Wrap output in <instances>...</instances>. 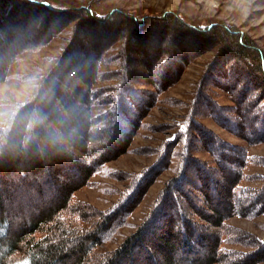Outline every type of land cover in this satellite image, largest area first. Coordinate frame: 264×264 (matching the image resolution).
I'll list each match as a JSON object with an SVG mask.
<instances>
[{
    "label": "trees",
    "instance_id": "16d2710c",
    "mask_svg": "<svg viewBox=\"0 0 264 264\" xmlns=\"http://www.w3.org/2000/svg\"><path fill=\"white\" fill-rule=\"evenodd\" d=\"M64 24L71 32L60 62L0 127V186L8 176L22 179L12 193L29 190L35 199L26 206L36 205L35 214L16 224L4 205L6 193H0V264H174L177 250L188 264L263 263L264 239L247 246L242 235H248L227 221L264 215V174L255 171L264 169V154H251L198 121L210 120L250 147L264 144V54L257 44L237 29L191 26L174 14L142 18L112 10L100 16L86 6L65 10L48 1L0 0V83L24 53L38 51ZM158 34L172 36L175 49L156 40ZM117 42L119 53L105 59ZM205 54L210 61L186 113L178 124L155 130L173 131V138L153 148L154 164L131 176L106 211L76 199L109 162L132 153L161 95ZM114 62L117 83L96 88L101 66ZM220 94L228 105L220 103ZM202 152L207 159L199 157ZM167 171L172 175L150 210L112 248L149 187ZM33 174L37 181L26 184ZM63 176L67 184L58 180ZM47 191L50 208L32 203ZM200 247L208 252L203 259L196 255Z\"/></svg>",
    "mask_w": 264,
    "mask_h": 264
},
{
    "label": "rangeland",
    "instance_id": "374dc122",
    "mask_svg": "<svg viewBox=\"0 0 264 264\" xmlns=\"http://www.w3.org/2000/svg\"><path fill=\"white\" fill-rule=\"evenodd\" d=\"M52 2L60 9L71 10L78 9L84 6L89 7L100 16H107L112 10H119L127 15L136 17H164L168 14L178 15L188 25L197 27H207L211 24H219L226 27L237 29L243 34H246L253 42H255L258 48L264 54V0H40ZM76 19V18H75ZM74 19V20H75ZM63 20V19H62ZM61 20V22H62ZM58 22V21H57ZM80 28V27H79ZM78 30V29H77ZM71 27L68 24H64L61 33L50 40L46 45L41 46L38 51L34 53H24L19 61L13 64L10 69L6 81L0 83V127L6 124V121L10 117V113L14 108L22 103L28 96L35 92L42 80H45L50 72L54 71L56 65L60 62L63 51L68 46L70 38ZM79 33L78 31L76 32ZM33 41L42 36V31L35 33ZM121 38H124L123 36ZM120 38V40H121ZM160 39V43L169 49H175L173 44V37L156 35V40ZM32 40L30 42H32ZM30 44V43H28ZM122 42L114 43L113 47L105 54V59L109 60L120 51ZM61 55V56H60ZM130 55L137 59L138 56L131 50ZM124 56V55H123ZM122 56V57H123ZM212 56V54H211ZM124 59V58H123ZM210 61V54L196 57L192 65L188 68L185 75L182 77L179 84L173 89L165 92L161 95V102L159 107L152 111V115L145 118L144 125L138 135L135 137L131 149L132 153H128L118 159H114L109 162L101 171L94 175L91 182L87 187L81 188L76 192V199H80L87 202L94 207L97 211L108 210L120 197L121 193L125 192V186L130 183L129 178L136 173L142 172L144 169L150 168L155 160L154 147L159 146L162 139H172V132L168 133H156V129L163 126V124H178L182 116L186 113L187 106L192 100V96L196 90V86L200 81L206 65ZM91 61L88 60V63ZM109 62V61H108ZM118 62H121L118 59ZM149 63V61H148ZM151 63V62H150ZM87 64V63H86ZM110 65L109 63L102 65L100 72L104 73L103 79L99 82V86H112L117 83L115 81V75L118 66ZM127 64H125V67ZM137 66L136 62L132 63V68ZM68 74V73H67ZM69 74L67 75V77ZM146 77V76H145ZM44 78V79H43ZM106 80V81H103ZM81 86V84H79ZM149 89V88H146ZM220 94L218 100L220 103L228 105L229 102ZM98 110L94 109V114ZM205 108H202L200 115H204ZM10 114V115H9ZM216 133H218L225 141L234 145L246 146L251 154L263 155L264 144L250 147L242 139L232 135L231 133L223 130L217 126L214 122L206 119H198ZM135 150V152H134ZM25 151L23 150L22 153ZM202 159H207L208 155L204 152L199 154ZM21 166V165H20ZM24 166V165H22ZM59 166V165H58ZM56 165L55 167L58 168ZM18 168H20L18 166ZM231 169V168H230ZM254 170V169H253ZM257 172L264 174V169H255ZM172 175L170 171H167L161 176L149 190L142 202L134 210L132 216L128 221L127 228L121 231V235L117 238L116 243L112 248H115L123 241V239L129 235L134 225L140 223L144 215L152 207V203L162 189L167 178ZM136 176V175H135ZM71 179L75 177L70 176ZM5 186H0V193L4 196L10 210V220L14 223H20L26 221L27 217L33 212L35 214V207L26 206L30 205L29 201L35 199L32 192L29 190L20 191L18 189L12 193V189L16 188L22 180H18L16 177L8 176ZM58 180L67 184L70 180L68 177H59ZM36 175L33 174L29 179L25 181L26 184L35 182ZM22 183V182H21ZM18 188V187H17ZM4 189L3 192H1ZM8 191V192H6ZM49 191L45 192L39 199H36L33 204L44 203V206L50 208L53 200ZM179 196L178 192L176 193ZM29 200V201H28ZM32 201V200H31ZM232 204H235L232 201ZM20 205V206H19ZM186 210V207H185ZM192 212V209L190 210ZM20 214V215H19ZM186 214L191 218V213L186 211ZM21 218V219H20ZM23 218V219H22ZM228 224L234 229L239 230L240 234H247V238L242 239L243 243L248 240L247 246L254 244V240L264 239V215L255 219L239 218L237 216L228 219ZM179 226V225H178ZM180 229V228H179ZM176 227H174V231ZM205 231V230H204ZM207 232V231H206ZM210 233V232H207ZM253 236V237H251ZM235 249L251 250L252 248H244L242 246H233ZM199 255L201 259L208 255L207 250L204 247H200ZM176 262L174 264H188V262H180L183 260V255L180 254V250H177L173 254ZM191 256V255H188ZM161 260V259H160ZM162 264H169L168 260H161ZM240 264V263H238ZM260 264H264L260 263Z\"/></svg>",
    "mask_w": 264,
    "mask_h": 264
},
{
    "label": "water",
    "instance_id": "95a60500",
    "mask_svg": "<svg viewBox=\"0 0 264 264\" xmlns=\"http://www.w3.org/2000/svg\"><path fill=\"white\" fill-rule=\"evenodd\" d=\"M44 4H47V3H44Z\"/></svg>",
    "mask_w": 264,
    "mask_h": 264
}]
</instances>
